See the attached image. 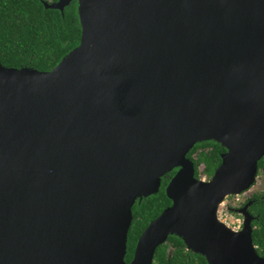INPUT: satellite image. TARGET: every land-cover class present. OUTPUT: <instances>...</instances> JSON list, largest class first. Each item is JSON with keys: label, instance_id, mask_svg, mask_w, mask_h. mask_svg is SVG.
<instances>
[{"label": "water", "instance_id": "1", "mask_svg": "<svg viewBox=\"0 0 264 264\" xmlns=\"http://www.w3.org/2000/svg\"><path fill=\"white\" fill-rule=\"evenodd\" d=\"M73 0L45 1L60 9ZM51 70L0 63V264H153L170 235L209 264H264L250 202L264 158V0H77ZM225 147L208 180L188 153ZM172 201L126 260L133 206Z\"/></svg>", "mask_w": 264, "mask_h": 264}, {"label": "trees", "instance_id": "2", "mask_svg": "<svg viewBox=\"0 0 264 264\" xmlns=\"http://www.w3.org/2000/svg\"><path fill=\"white\" fill-rule=\"evenodd\" d=\"M50 0H0V63L8 67H34L51 70L62 58L74 49L81 40L82 26L78 14V2L73 0L60 9L47 8ZM202 149L201 153L196 157ZM226 151L214 140L197 143L188 153L196 168V177L204 175L199 170L205 165V174L212 177L220 165L221 153ZM264 171V158L259 162ZM175 170L162 179L158 193L137 200L133 206V221L129 230L126 260L134 257L137 241L149 223L172 201L166 187ZM248 210L253 220V241L260 255L264 254V192L250 197ZM153 264H209L205 256L187 249L182 238L170 235L155 253Z\"/></svg>", "mask_w": 264, "mask_h": 264}, {"label": "rangeland", "instance_id": "3", "mask_svg": "<svg viewBox=\"0 0 264 264\" xmlns=\"http://www.w3.org/2000/svg\"><path fill=\"white\" fill-rule=\"evenodd\" d=\"M202 149L196 153V157L201 153ZM205 165L202 162L199 166V170L202 173L201 175H204L205 179H209L208 175L205 174ZM211 178V177H210ZM264 192V171L259 170L257 181L255 184L248 189L247 191L236 194V195H230L228 196L224 203L220 206V216H222V220L229 223L232 227L239 229L242 224V215L237 210L238 207H240L245 201H247L250 197H255Z\"/></svg>", "mask_w": 264, "mask_h": 264}, {"label": "flooded vegetation", "instance_id": "4", "mask_svg": "<svg viewBox=\"0 0 264 264\" xmlns=\"http://www.w3.org/2000/svg\"><path fill=\"white\" fill-rule=\"evenodd\" d=\"M51 2L53 1H57V0H50ZM178 169H175V172L177 171ZM251 203L252 202V199H248L247 201H245L240 207L237 208V210L241 207H243L244 205L248 204V203ZM242 219H243V216H242ZM243 221V220H242ZM242 227V224L240 225V228Z\"/></svg>", "mask_w": 264, "mask_h": 264}, {"label": "built area", "instance_id": "5", "mask_svg": "<svg viewBox=\"0 0 264 264\" xmlns=\"http://www.w3.org/2000/svg\"><path fill=\"white\" fill-rule=\"evenodd\" d=\"M219 216H220V213H219ZM220 219L222 220V216H220ZM223 221V220H222ZM224 222H226V221H224ZM227 223V222H226ZM227 224H229V223H227ZM230 225V224H229ZM231 226V225H230ZM240 226V225H239Z\"/></svg>", "mask_w": 264, "mask_h": 264}]
</instances>
